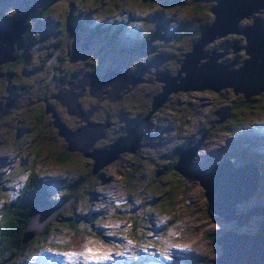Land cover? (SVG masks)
I'll return each instance as SVG.
<instances>
[{"label": "rangeland", "instance_id": "rangeland-1", "mask_svg": "<svg viewBox=\"0 0 264 264\" xmlns=\"http://www.w3.org/2000/svg\"><path fill=\"white\" fill-rule=\"evenodd\" d=\"M15 1L19 5L25 3H21V0ZM67 1L28 0V3L30 2L28 5L33 7V10L27 14V20L34 26L37 18L43 22L46 21L47 16H40L34 12V10L43 7L52 9L48 15H66L67 13L73 15L74 9L80 10L81 6L57 10V8L66 6ZM197 1L203 5L200 15L191 17L186 23L182 22V19L187 16L182 10L184 9L182 7L184 0H176L169 14H162L163 12L153 14L149 20L144 16L145 10H142V13L134 12L129 16L122 15L120 10L112 16L105 15L104 18L81 14L75 18L78 23L71 22L72 24L68 23L67 25L63 23L66 27L63 34L71 42L58 52L64 57H68L67 61L70 63L73 76L77 77L79 81L73 79L69 82L60 76L61 74H56V77L52 79L48 75L49 63H42L39 68L38 63L46 61L43 55L42 58L40 56L43 52L42 49L41 53L35 55L27 53L25 55V52H20L19 55L22 59L13 63L14 67H12L13 70L16 69V72L11 73L4 82V77L1 76L0 103H12L9 111L10 118L20 119L19 125L24 132L30 130L37 133L39 130L32 129L28 125L27 118H19L21 113L19 111L23 112L28 107L34 108L40 105L46 107L47 121L51 125L49 134L58 141L69 144V148L76 150V152H68L69 157L66 161L73 163V160L77 158L86 166H91L95 175V181L89 184L87 195H79L78 193L82 192L78 191V185L69 181L74 177V173L69 174L68 179L62 178L67 175L69 171L67 168L63 172L56 166L48 168L46 165L43 167L35 165L32 162V155L23 152L10 156L6 163H2L0 159L1 181L17 172V175L21 177L20 185L29 187L31 186L29 184L30 173L39 167L32 181L36 186L35 195L40 199L45 194V196H52L51 200L61 202L65 198L60 196L66 191H70L72 194L76 193L79 200L75 199L78 201L75 208L81 207L80 210H76L78 214L85 212L88 221L85 222L88 228L84 227L89 232H85L81 228L73 233L64 228L58 230L52 226L47 237L38 241V245L35 247H31L32 251L17 264H80L81 258H77V254L85 250L91 251V254L94 255L90 258V263L111 264L105 259L107 256L115 258V253L117 257H120L119 254H124L131 260L139 262L138 257L122 248L127 240H134L129 237L133 222L138 223L136 225L137 238H142V241H136V246H140L139 242H141L146 244L145 247L150 250L157 248L158 255H153V259L158 262L168 260L167 264H177L171 262L172 259H177L180 261L178 264H218L215 262V258L224 250L222 243L227 244L230 249L233 248L241 252L250 251L254 258L255 256L257 259L264 257V253L257 251L252 241L243 238L247 236L253 241L256 239L264 241V176L259 174L260 168L257 166L259 162H264V117L257 118L260 116L251 115L260 112L246 113L249 115L248 118L257 119L250 120L243 125H237L238 119L225 120L227 119L225 110L228 107L225 102L232 97L238 99V95L242 94L241 91L233 92L228 84L229 70L224 69L225 78L215 82L209 79L195 80L194 74L188 75V81L179 82L180 80L177 78L179 74L183 75V72L178 73L179 61L184 57V55L180 56V53L189 50L191 42H194L198 37L200 25L208 21L206 26L214 18V13L211 10L213 15L209 14V8L208 12L205 10L214 5L216 1ZM86 2L90 3V0H86ZM193 2L194 0H187L186 7ZM10 3L12 2L0 0L1 9L6 10L4 4L11 8L12 4ZM255 14L261 17L264 11ZM254 15L242 16L237 20L238 25L253 24ZM74 16H76V12ZM23 17L25 14L18 18L20 24L7 33L6 41L15 38L19 34L18 30L24 31V24L26 25L27 22ZM143 21L147 22L149 27L152 26V35H147L140 30ZM52 25H54L53 22ZM95 25L98 32H93L92 28L96 27ZM232 27L234 24H229L228 29ZM129 28L131 29L127 32L131 34V37L126 35V29ZM259 28L263 29L264 27L260 25L249 31V34L253 31L250 35L251 41L254 40L256 32L260 40ZM220 29H222L220 22L210 28L208 37L202 41L203 50L207 52L206 50L212 49L216 51L215 53H219L216 58L219 63L231 62L228 67H238L242 58L245 57V52L241 48L243 37L234 31L221 35L211 33ZM82 31L83 36L78 34ZM22 35V48L30 45L38 47L43 43L45 45L52 43L53 31L46 35L42 27L33 29L28 26ZM2 36L0 35V39ZM72 37H76V40ZM42 39H44L43 43ZM97 47L99 49L94 50ZM123 51H126V54H123ZM198 52L199 50L195 49L194 57L187 59L186 62L189 63H187L186 69H193L194 62L196 64L205 62L206 59L195 57ZM6 54V50H0V57ZM45 54L47 60L54 63V67L60 70V55H53L52 51L50 54L47 52ZM7 57L8 55L4 58ZM4 65L5 62L0 65V68ZM80 65L84 66L83 69H88L87 72L94 69L99 76L108 69L125 70L130 73L131 75L118 74L120 76L119 84L124 94L122 90L119 91L120 86L118 87V85L101 88L103 91L109 90L110 96L115 95L118 98H106L105 92L99 93L98 96L91 94L97 92L98 82H93L94 77L91 75L84 76L80 80L82 77ZM202 66L204 69L210 70L208 67L211 65L204 64ZM126 67L128 68L125 69ZM256 69L262 74V80H264V64H259ZM161 73L171 76V78L175 77L173 83L168 86L169 88L173 86V88H179L171 89L166 96L152 97L151 102L158 103V106L151 110L147 104L150 95L158 94L166 83ZM232 79L235 82L243 83V73H239ZM260 79V77L253 79L251 83L243 85V88L255 87V83ZM12 80L17 83L16 86L12 85ZM105 80L107 79L105 78ZM67 82L73 85H68ZM80 85L86 92L81 97L79 95ZM64 86L65 88H63ZM62 89L67 90L62 94L69 96L72 101L70 104L64 105L57 98V93ZM52 95H54L57 104L47 103ZM7 96H9V100ZM79 97L82 101L78 99ZM141 102L145 104H141ZM113 108H115V115L111 113ZM48 110L54 111L61 117H53L54 120L51 122L48 119L50 118ZM88 118L95 120L92 121L95 123L87 125L84 120H88ZM2 119L4 117H0V120ZM224 123L226 125H223ZM60 124L66 128H59ZM82 124V127L87 125L86 132L78 134L75 127ZM137 124H141V126ZM133 125L137 126L129 134L135 131V135L129 139L131 140L130 146L136 145L134 151H117L120 148L118 146L101 155L90 147L92 140L97 135L98 137L94 139L93 143L104 146L103 148L95 147L97 149L108 148L115 140L125 142V138L119 137L125 135L127 129ZM224 126L230 128L225 131L222 129ZM216 130L220 131L216 133ZM0 134H5L4 125L1 123ZM7 135H15L14 130H8ZM71 138H76V140L71 141ZM78 138H82V141ZM89 142L90 144H88ZM0 152H4L0 156L9 154L5 145L0 146ZM52 157L57 161L54 155ZM37 160L42 163L47 160V157L44 153H40ZM177 161L176 166L178 167L175 168ZM216 167L220 170L227 167L237 173H240L239 170H243V168L250 169L252 170L250 184L248 187L245 184H239L237 191L232 194L228 185L219 179L221 188H215L216 194L213 191L212 193L213 197L216 199L218 196L220 201H214L210 194L208 180L211 173L218 172L213 171ZM196 172L198 173L195 174ZM182 173L188 176H183ZM255 174L257 177H261V180L255 181L253 185L252 177ZM164 176L170 181L171 191L175 192L174 207L172 210L169 208L167 212L154 206L157 204L151 200V194L147 189L149 181L152 182L155 179L161 181ZM202 177H205L203 180L205 188L201 185L202 183L200 184ZM159 180L153 183L156 189L168 188L167 184ZM223 189L227 195L224 194ZM0 191L6 194L8 189L0 188ZM2 192H0V199ZM71 199L73 202L74 196H71ZM60 204L61 209L65 207L64 211L68 210V205H65L66 201ZM37 208L41 209L42 205ZM152 208L155 210L154 212ZM91 211L99 214L95 215ZM93 218L99 219L96 221ZM146 224H149V227L145 228L147 234L140 232ZM82 225H84L83 222L80 223V226ZM33 229L31 228V230ZM258 230L259 232L254 237L250 236L249 233ZM239 238L244 240L241 245L238 242ZM35 240L36 238L33 243L37 244ZM57 243L64 246H52ZM95 255L105 258H97ZM228 261L225 264H229ZM115 264H120V261H115ZM231 264H234V260Z\"/></svg>", "mask_w": 264, "mask_h": 264}, {"label": "trees", "instance_id": "trees-1", "mask_svg": "<svg viewBox=\"0 0 264 264\" xmlns=\"http://www.w3.org/2000/svg\"><path fill=\"white\" fill-rule=\"evenodd\" d=\"M176 1V0H175ZM173 0H90L89 2H86V0H68L66 2V6L57 8V10H67L70 7H76L81 6L80 10L73 11V15H53L50 13L51 8H45L44 9V17L47 16L46 23L44 24L45 30L44 33L46 35H49L53 29H55L56 33H59V39H57L56 42L50 43L47 46H42L40 50H47L48 48L53 51L55 47L60 43L63 33L66 29L65 25L68 23L75 24L78 23L76 17H79V15H89L91 17H98V18H104L105 15L112 16L116 13H118L120 10L122 11V15L129 16L130 14L134 12L142 13V10H145L144 13L145 18L149 20L150 16H153V14H159V12H163L162 14H169L171 11V8L173 6V3L175 2ZM187 0H184V6H182L184 9H182L187 16H185L182 19V22L186 23L189 21V19L193 16L198 17L200 15V9L203 8L202 3L198 2L197 0H194V2L186 7ZM209 8V14L213 15V13L210 11V7L206 8V12H208ZM204 11V12H205ZM76 12V16H74ZM116 12V13H115ZM264 14H262L261 18L264 20ZM41 16V15H40ZM43 16V15H42ZM129 18V17H127ZM52 22L54 25H52ZM72 22V23H71ZM65 25H64V24ZM208 23V21L206 22ZM203 22V24L200 25V32L202 28L206 24ZM143 25L147 26L148 23L144 21L142 22ZM154 24V23H153ZM54 26V27H53ZM56 26L58 29L56 30ZM96 26V25H95ZM103 27V26H102ZM148 31L146 32L147 35H152V26H147ZM99 28V27H98ZM93 32H98L99 30L96 27H93ZM83 32V31H82ZM199 32V33H200ZM55 33V34H56ZM238 33V32H236ZM80 35V33H78ZM199 35V34H198ZM129 36V35H128ZM120 38V37H119ZM121 39V38H120ZM59 41V42H58ZM193 42H191L189 46V50L191 49V45ZM62 46V45H61ZM60 46V47H61ZM65 46H62V48ZM210 50V49H209ZM186 50L180 53V56L184 55ZM123 54H126V51H123ZM60 55V67L61 69L58 70L54 67V63L49 62V68H51V71L48 70V75L51 72L52 79L56 77V74H61L65 80L68 78V75L71 74L72 68L69 66V61H67L68 57L63 56L60 52L58 53ZM181 59V58H180ZM16 60H7L5 62L6 69L8 71V76L11 73H15L16 69L13 70L12 67H14L13 63H15ZM43 64L45 61L42 62ZM67 63V64H66ZM52 64V65H51ZM81 69L84 67L83 65H80ZM1 70L5 71V67L3 66L0 68ZM120 85V84H119ZM253 90V89H252ZM150 91V90H149ZM124 91L122 90V93ZM54 94V91H53ZM124 94V93H123ZM154 95H150L149 100L147 101V104L149 107H151V99ZM45 96V95H44ZM81 97V96H80ZM80 97L78 98L80 100ZM49 101L51 104L56 103L57 101L54 97H49ZM46 101V100H45ZM82 101V100H81ZM111 103V101H108ZM115 103V102H114ZM225 103H227L228 107L225 110V117H227V121L230 119H238V124L243 125L246 124V122L264 117V89L258 91L249 93L247 96L241 94L238 95V99H235L234 97L227 100ZM141 104H145L142 103ZM42 108H41V107ZM39 107L34 108H27L26 111H20L19 118H27L29 121L28 125L32 129L39 130L37 133H33L32 131H26L24 132L23 128L19 125V120L12 122L11 120H8V129L5 130V134L3 138H0V146L5 145L8 150L9 154H5V163L6 161L10 159V156H15L20 153H27L29 155H32V162L35 165L43 167L46 165L48 168H59L60 171L65 172V168L69 169L67 175L62 176L64 179H68V175L74 173V177L69 180L70 182L76 183L78 185V191L82 192L79 195H87L89 184H92L95 181V175L93 174L92 167L86 166L84 163H81L77 158L73 160V163H68L66 160L69 157V151H75V149L69 148V144H65L64 141H58L53 137L51 134H49V130L51 128V125L47 121L46 107L40 105ZM38 108V109H37ZM250 112H260L258 114H251V115H259L260 117L253 118V117H247L249 115H246V113ZM48 113L50 115V118H48L51 122L54 120L53 117H57L58 115L55 114L53 116L50 114V111L48 110ZM111 113L115 115V108L111 110ZM236 121V122H237ZM234 122V123H236ZM12 125V126H11ZM223 125H226L225 123ZM11 127V128H9ZM55 127V126H54ZM230 127L224 126L222 129L227 131ZM13 129L14 132L16 129H18L15 133V135L10 136L6 133L8 130ZM220 130H216V133ZM55 134H56V127H55ZM57 135V134H56ZM255 138V137H254ZM57 143V144H56ZM93 143V142H92ZM92 149L95 147L103 148L104 146H99L96 143H93L92 146H90ZM4 153V152H0ZM40 153H44L47 157V160H45L42 163L38 162V157ZM54 155L57 158V161L52 157ZM3 157V158H4ZM79 158H81L79 156ZM257 166L259 169V174L263 177L264 176V162H259ZM55 168V169H56ZM39 167L35 168L33 170V173H30V179L29 184L31 186H22L20 185L21 177L17 175V172H15V175L5 178L6 180L1 181L0 180V188L8 189L7 193L2 192L1 199H0V264H17L19 260H22L26 258L27 254H29L32 251L31 247H35L38 245V241H41L47 237L48 232L50 231V228L52 226H55L58 230L65 229L69 232H76L78 229H81L85 232H89L84 226H86L85 222H88L86 219V213L83 212L82 214H78V210L81 209V207L75 208L76 203L78 201H75V199L79 200V196H76V193L72 194L70 191H66L64 194H62L60 197H63V201H66L68 205V210H65V207L61 209V202H57L54 200H51L52 196H45L43 198H38L35 196L31 199L32 196V189L35 190V183L32 184L34 180V175L36 174V171H38ZM32 176V177H31ZM159 180L155 179L152 182L149 181L147 183V189L151 194V200L155 201L157 205L154 204V206L157 207L159 210H165L166 212L172 210L174 207V197L175 192L171 191L169 188V179L164 176V178L160 182H164L168 185L167 187H162L156 189L154 186V181ZM261 180V177H260ZM20 182V183H19ZM183 185V183H180ZM264 187V185H263ZM175 189V187H173ZM70 189V188H69ZM73 190V189H70ZM69 195H66L68 194ZM70 196V198H69ZM71 196H74V200L72 202ZM46 199L50 202V205L57 209V212L53 217H51L46 223L43 224V226L34 227L35 223H29L28 226V212L33 208L34 204H38L39 200ZM71 200V201H69ZM26 202V203H25ZM24 205V206H23ZM37 207V206H36ZM67 208V207H66ZM36 209V208H35ZM84 209V208H83ZM54 211V210H53ZM152 211L155 210L152 208ZM92 212V211H91ZM95 213V215H98L99 213ZM94 220H98L99 218H93ZM83 222L84 225L80 226V223ZM26 225V227H25ZM136 225L138 223L133 222L131 224L132 231L130 234V238H134L131 242H133L134 246H136V241H142V238H137L138 230L136 229ZM87 227V226H86ZM149 227V224L144 225L143 229L140 230V232H145V228ZM31 228H34L31 230ZM88 228V227H87ZM149 229V228H148ZM147 234V233H146ZM36 238L35 242L37 244H34L33 241ZM144 238V237H143ZM151 239V237H149ZM130 241V240H129ZM140 246H136V250L140 249L142 246H146V244L139 242ZM52 246H59L63 247V244ZM146 248V247H145ZM159 248V247H158ZM143 248H141L142 251ZM157 249V248H156ZM145 252V251H144ZM146 253V252H145ZM131 254L134 255L135 252L131 251Z\"/></svg>", "mask_w": 264, "mask_h": 264}, {"label": "water", "instance_id": "water-1", "mask_svg": "<svg viewBox=\"0 0 264 264\" xmlns=\"http://www.w3.org/2000/svg\"><path fill=\"white\" fill-rule=\"evenodd\" d=\"M215 1H216V3L210 7V10L214 13V18L212 19V21L208 25H206L202 28L198 37L192 43L191 49L184 53V57L182 58V60L179 63V68L181 70L178 68L179 69L178 73L183 72V75L179 74L177 76V78H179V80H180L179 82L188 81V79H189L188 75L189 74H194L193 78L195 80H198V81L203 80V79H209L210 81L215 82V81H218V79L225 78L226 72L224 71V69H226V70H229V79L230 80H229L228 84L232 88L233 92L241 91L243 95L247 96L249 93H253L254 91L258 92V91L264 89V80H262V74L258 71V69H256L259 64H261V65L264 64V53H263L264 52V30L263 29L264 28L258 29L259 35H260V40L258 38L257 32L254 34V40L253 41L250 40V35L252 34L253 31H251V33L249 34V31L254 29V27H259L260 25L264 27V20H262V18L259 15H257V14L254 15V13H258L259 11H264V0H215ZM261 7H263V8L261 9ZM252 14L254 15L252 20H254V23L257 22L255 25H254V23L249 24V25L246 24L244 26L238 25L237 20L239 18H241L244 15L250 16ZM219 22L221 24L222 29L212 31L211 33L213 35L214 34L221 35V34H224L225 32L234 31V32H238L243 37V43L241 44V48H243L246 56L244 58H242L241 63L238 67H235V68L228 67L231 64V62L219 63V61L216 60L219 53H215L216 51H214L212 49L206 50L207 52H205L203 50L204 44L202 41L208 37L210 28L213 27L214 25H218ZM18 24H20L19 19L14 20L8 24H4V25L0 24V35L6 31L7 32L12 31L15 28V26H17ZM229 24L230 25L234 24V27L228 29ZM6 27H10V29L5 30ZM20 32L21 31H19V30L17 31V33H20ZM18 36H19V34H17V36H15V38H13L12 40H16L18 38ZM5 37L8 39L7 35H5ZM195 48H196V50L197 49L199 50V52H198L199 54H196L195 57H197V59L203 58L206 60L202 64H196L194 62L193 69L188 70L186 68H187V63H189V62H186V61H187V59H191V56H190L191 54L195 55V53H194ZM5 50H7V47L2 46L1 51H5ZM254 50H256V51H254ZM250 51L254 54H251ZM249 55L251 58L249 57ZM211 56H212V58L210 59L209 57H211ZM244 61H246V62L243 64ZM248 63L253 65V68L250 67V69L252 68V70L254 72H247L246 73L245 71L242 70L248 65ZM204 64L211 65L210 67H208V68H210V70L204 69L202 66ZM213 66H217V67H213ZM107 73H112V71H107ZM239 73H246V75L243 78V83L238 82V85H237L236 82L232 78H234ZM162 76L165 79L166 83L163 85L161 91L158 94H156L155 96H153V98H155V97L157 98L158 96H166V94H168V92L171 89L179 88V87L173 88L174 86L172 88L168 87L170 85V83H173V78H175V77L171 78V76H166L165 74H162ZM187 77H188V79H187ZM257 77H260L261 79L255 83L256 84L255 87H252L249 89L243 88V85H245L248 80H251V79L253 80ZM119 78H120V76L118 74L115 75V80L118 81V85H119ZM133 82H135V81H133ZM106 84L110 85V82H106ZM115 84H116V82H115ZM184 88H185V85H184ZM186 88H187V86H186ZM65 91H67V90L66 89L60 90L57 93V98H59L64 105H67V104H70L72 101L70 99V101L68 102V95L62 94ZM61 98H63V99H61ZM157 106H158V103L151 102V110L156 108ZM137 125L141 126V124H137ZM137 125L131 126V128L127 129V133L125 135L119 137V138H125V142H122L121 140H118V141L115 140L112 142V144L108 148H105V149L94 148V149L99 153H103V152L109 151L111 148H117L118 146H120V148L117 151H124V150L134 151L136 148V145L134 144L133 146H130L131 140L129 138H131L130 136L132 133L129 134V132L132 131ZM61 127L64 128L62 124L59 125V128H61ZM95 137H94V139H95ZM94 139L92 140V142H94ZM74 140H76V138H71V141H74ZM92 142H91V144H90V142L88 144H90V146H92ZM117 151H115V152H117ZM177 163H178V161L175 164V168L178 167V166H176ZM213 171H218L221 173V170L218 167H216ZM218 172L211 173V177L208 180V187L210 190L212 188L215 189V188L220 186V181H219V178L217 176ZM182 175L188 176L185 173H182ZM204 179H205V177H203L200 184L202 183L201 185L205 188V185L203 183ZM210 194L212 196H214L212 191H210ZM37 203L38 204L37 205L34 204L33 208L28 212V226H29V223H35V226L41 227L51 217H53L55 215V213L57 212V209L53 208L50 205V202L46 199L39 200V202H37ZM39 205H42L41 209H38L36 207ZM35 208H37V209H35ZM25 227H26V225H25ZM258 232H259V230L256 232H253V233H249V234H250V236L254 237V235ZM243 238L245 240L251 241V239H249L247 236H245ZM238 242H239V244H242V243H244V240L239 238ZM86 251H87L86 254H89V252H90L89 250L81 251L79 254L83 255V254H85ZM258 251L260 253H264L263 252L264 248H261ZM221 252L222 253L218 254V256L215 258V262L218 264H225V263H227L228 257L230 254H227L224 250H222ZM230 252L232 253V256L234 257V264H237V263L250 264L251 262H254V260L251 258L254 255H253V253L251 255L250 251L241 252L240 250H235L232 248ZM241 254L245 255L246 262L241 260V258H242ZM262 258H264V257L262 256Z\"/></svg>", "mask_w": 264, "mask_h": 264}, {"label": "flooded vegetation", "instance_id": "flooded-vegetation-1", "mask_svg": "<svg viewBox=\"0 0 264 264\" xmlns=\"http://www.w3.org/2000/svg\"><path fill=\"white\" fill-rule=\"evenodd\" d=\"M4 2H8V1H11L12 3H10V4H12V7L11 8H9L8 7V5L7 4H4V5H6L5 6V9L6 10H2L1 9V7H0V24H2V25H4V24H8V23H11L12 21H14V20H17L18 18H20V17H22L23 16V14H25V17H23L24 18V21L26 20V22H27V24L25 25L24 24V27L26 28V27H28V26H31L33 29L35 28H40V27H42L43 28V30H45V26H44V24L47 22V21H44L43 22V20H41L40 18H37L36 19V25L34 26V25H32V24H30L29 23V20H27V17H28V13H30V10L32 11L33 10V7H31V6H29L28 4L30 3H28V0H21V3H24L23 5H19L18 3L16 4V1L15 0H3ZM27 4V5H26ZM46 7H43V8H40V9H37V10H34V12H36V13H38V14H40V15H43L44 16V9H45ZM159 14H161V12H159ZM42 24V25H41ZM142 26V28L140 27V30L141 31H144V33H146L147 31H148V27L147 26H149V25H147V26H143V25H141ZM7 29H8V27H6ZM25 28H24V31L23 32H21V33H19V36H18V38L16 39V40H11V41H6L5 39H7L6 37H5V35H7V31L6 32H4L3 34H1V35H3L2 37H1V39H0V42H1V45L2 46H4V47H7V50H6V52H7V54L6 55H4V56H1L0 57V59H1V61H0V65L2 64V63H4V62H6L7 60H16V61H18V60H21L22 58H21V56L19 55V53L21 52H25V55H27V54H30V55H35L36 53H41V50H40V47L42 48V46H47V45H45L44 43H43V41H44V39H42L41 41H42V46H38V47H36V46H34V45H30V46H28V47H24V48H22V43H23V33L25 32ZM7 29H5V30H7ZM58 29V27L56 26V30ZM130 29L131 28H129V29H126V35H129L130 37H131V34L129 33V32H127V31H130ZM140 30H139V33H141L140 32ZM151 32H152V30H151ZM78 35V34H77ZM80 35H84L83 34V32H80ZM57 39H59V33H56L55 34V30L53 29V37H52V43L53 42H56L57 41ZM72 39H75L76 40V37H72ZM27 42H29V41H27ZM59 42V41H58ZM71 41L63 34V36H62V39H61V41H60V43H58V45L55 47V49L52 51V53H53V55H57L59 52V50L60 49H62V46H66L67 44H69ZM62 45V46H61ZM2 46L0 47V50H1V48H2ZM61 46V47H60ZM97 49H99L98 47L97 48H94V50H97ZM45 52H47V54H50L51 53V50L48 48L47 50H43V52H42V54L40 55L41 56V58H42V55H43V57L44 58H46V61H45V63H49V60H47V55L45 54ZM27 53V54H26ZM8 55V57L7 58H4L5 56H7ZM25 55H23V56H25ZM71 57H73V56H71ZM76 58V57H75ZM79 57H77L76 59H78ZM54 59V58H53ZM181 60V59H180ZM42 62L43 61H40L38 64H39V68H40V66H41V64H42ZM51 62V61H50ZM180 62V61H179ZM67 64V63H66ZM4 67H5V71L4 70H1L0 69V78H2L1 76H3L4 77V80H3V82L6 80V79H8L9 77H8V71H7V69H6V66L4 65ZM128 67H126L125 69H127ZM87 70L88 69H81V71H80V74L82 75V77L80 78V80H82V78H84V76H92V77H94V81L93 82H98V89H97V92H94V93H91V94H95L96 96H98V94L99 93H101V92H105L106 93V95H105V97L106 98H109V99H111V97H112V99H114V98H118V97H116L115 95L114 96H110V91L109 90H102L101 88L103 87H106V88H108V86L109 87H111V86H113V85H118V84H115V81H114V79H115V75H117V74H120V73H124V74H127V75H131L130 73H128V72H126L125 70H116V69H108L107 71H112V73H107V71H105L103 74H101V76H99V75H97V72L94 70V69H91L89 72H87ZM49 71H51V68L49 69ZM1 73H2V75H1ZM161 74H163V73H161ZM49 75H51V72H50V74ZM110 77V78H109ZM114 77V78H113ZM105 78L107 79V80H105ZM78 80V78L77 77H75V76H73V72H71V74H69L68 75V78L66 79L67 81H71V80ZM138 80V79H137ZM79 81V80H78ZM2 82V83H3ZM12 82V85L13 86H16V82L14 81V80H12L11 81ZM69 82H67L66 84H68V85H73V84H70ZM106 82H110V85L109 84H106ZM86 83V82H85ZM87 83H88V81H87ZM120 86V87H119ZM118 87H119V91L120 90H122L121 89V85H118ZM63 88H65V86L63 87ZM118 91V92H119ZM15 92H17V91H15ZM80 93H79V95L80 96H83V94H85L86 92H84V90H83V86H81L80 85V91H79ZM46 95V94H45ZM41 96V95H40ZM8 98V100H9V96H7ZM52 97H54V95H52ZM55 98V97H54ZM68 100L70 101V98H69V96H68ZM81 100V99H80ZM106 100H108V99H106ZM76 101H77V103H78V100H77V97H76ZM109 101V100H108ZM151 101V100H150ZM48 103H50V102H48ZM51 104V103H50ZM12 106V103H0V117H4V119H2V120H0V123L1 124H3L4 125V131L5 130H7L8 129V120H11L12 122H15V121H18V120H20V119H16V120H13L12 118H10V107ZM149 106V105H148ZM47 109V108H46ZM83 109V108H82ZM89 110H92V108H89ZM50 111V110H49ZM20 112V111H19ZM50 114H52L53 116H55V112L54 111H50ZM59 116V118L61 117L60 115H58ZM86 123H87V125H89V124H92V123H95V122H92V121H95V120H93V119H90V118H88V120L87 119H85L84 120ZM97 122L99 121V120H96ZM64 125L66 126V124L64 123ZM87 125L86 126H84V127H82L83 126V124L82 125H80V126H77V127H75V131L78 133V134H83V133H85V131H84V129L85 128H87ZM12 126V125H11ZM64 126V127H65ZM67 127V126H66ZM9 128H11V127H9ZM18 129H16L15 130V133H16V131H17ZM70 130H72L71 128H70ZM60 132V131H59ZM61 133V132H60ZM3 136H4V134L3 135H1L0 134V138H3ZM98 137V135L95 137V138H97ZM121 137V136H120ZM78 139H82V138H78ZM136 149V148H135ZM4 157V155H1L0 156V159H1V162L3 163L6 159H5V157ZM8 161V160H7ZM32 184H34V183H32ZM36 194V192H35V190H33L32 189V196H31V199H33L34 198V200H35V195ZM26 203V202H25ZM24 206V205H23Z\"/></svg>", "mask_w": 264, "mask_h": 264}, {"label": "bare ground", "instance_id": "bare-ground-1", "mask_svg": "<svg viewBox=\"0 0 264 264\" xmlns=\"http://www.w3.org/2000/svg\"><path fill=\"white\" fill-rule=\"evenodd\" d=\"M221 14V13H220ZM219 14V15H220ZM5 29H7V28H5ZM8 29H10V27H8ZM196 49V48H195ZM257 50V49H256ZM251 52V51H250ZM264 53V52H263ZM199 54V53H198ZM251 54H254V53H252L251 52ZM191 57L193 56L192 54L190 55ZM210 59L212 58V56L211 57H209ZM246 61H244L243 62V64L245 63ZM246 66V65H245ZM250 67H252L253 68V65L252 64H250V63H248V65L244 68V69H242L243 71H245L246 73L247 72H254L253 70H252V68L250 69ZM246 73H243V78L245 77V75H246ZM114 81L116 82V84H118V81H116L115 79H114ZM251 81H252V79L251 80H248L247 82H246V84H248V83H251ZM236 84L238 85V82H236ZM247 89H249V88H247ZM68 102H69V100H68ZM149 116V115H148ZM86 129L87 128H85L84 129V131L86 132ZM134 135H135V131L134 132H132V134H131V138H133L134 137ZM81 141H82V139H81ZM85 142H86V140H85ZM104 153V152H103ZM103 153H100L101 155H103ZM100 155V156H101ZM100 156H98V157H100ZM239 172L241 173V177H240V173H237V171H235V170H232V169H229V168H227V167H223L222 169H221V173L224 175V181H223V175L220 173V172H218L217 173V176L219 177V179L223 182V183H225L226 185H228V188H229V190L231 191V193L233 194L234 192H236L237 191V186L240 184H245L246 185V187L248 186V184H250V178H251V175H252V170H250V169H246V168H243V170H239ZM198 172H196L195 174H197ZM198 177H201V176H198ZM203 179V177L201 178V180ZM260 178H259V176L257 177V175L255 174V176H253L252 177V180H253V184L255 183V181H258ZM245 187V186H244ZM219 188H221V185L219 186V187H217V189H219ZM211 191H213V193H215L216 194V191L214 190V188H212L211 189ZM223 192H224V194H226L227 195V192L225 191V189H223L222 190ZM212 197V199L214 200V201H220V199H219V197L218 196H216V199L213 197V196H211ZM221 204H223V202H221ZM34 227H36L35 225H33ZM261 229V228H260ZM252 242H253V245H254V247L256 248V250L258 251V250H260L261 248H264V241L263 240H255V241H253V240H251ZM223 244V248H224V251L227 253V254H230L229 255V257H228V260H229V264H231L232 262H233V260H234V257L232 256V253L230 252L231 251V249L227 246V244H224V243H222ZM241 245V244H240ZM251 246V245H250ZM243 250V249H242ZM253 252L255 253V251L253 250ZM251 253V252H250ZM242 255V258H241V260L242 261H245L246 262V258H245V255H243V254H241ZM251 255H252V253H251ZM252 258V257H251ZM253 260H254V262H251L250 264H264V258H261V259H257V257L255 256V258L253 257L252 258Z\"/></svg>", "mask_w": 264, "mask_h": 264}, {"label": "clouds", "instance_id": "clouds-1", "mask_svg": "<svg viewBox=\"0 0 264 264\" xmlns=\"http://www.w3.org/2000/svg\"><path fill=\"white\" fill-rule=\"evenodd\" d=\"M245 56H246V54H245ZM167 262H168V260L165 261V264H167ZM171 262H172V263H177V264H178L180 261L177 260V259H172Z\"/></svg>", "mask_w": 264, "mask_h": 264}]
</instances>
